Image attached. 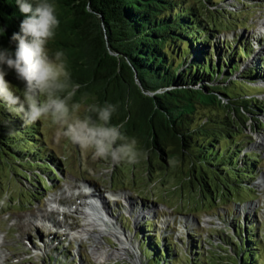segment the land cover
I'll use <instances>...</instances> for the list:
<instances>
[{"label": "trees", "instance_id": "obj_1", "mask_svg": "<svg viewBox=\"0 0 264 264\" xmlns=\"http://www.w3.org/2000/svg\"><path fill=\"white\" fill-rule=\"evenodd\" d=\"M49 2L55 5L60 22L55 42L70 55L71 81L80 85L73 102L94 94L93 105H116L111 124H123L121 131L127 138L137 139L143 146L150 145L160 158L168 153L184 160L187 155L199 170L212 172L217 180L226 181L228 191H244L259 173L256 167L259 156L253 158V152L242 154L250 142L236 139L239 127L233 120L235 108L229 105L245 111L240 103L249 100L252 112L263 113V103L255 95L264 90L255 84L264 80L260 62L264 64V59L250 58L253 62L245 68L244 61L254 54L248 37L238 35L228 40L214 35L229 30V24H233L230 20L235 13L224 7L230 0L204 1L203 12L194 0ZM221 14L228 15L224 21H216ZM21 19L16 0H0L2 46L14 47L9 38L19 30ZM62 19L67 21L61 22ZM65 23L67 28L62 27ZM128 62L138 70L144 88L156 96L160 111L153 110L149 98L134 84ZM223 98L230 102L225 103ZM209 108L207 114L201 113ZM41 140L39 121L24 126L0 102L2 158L10 162L12 159L22 170L27 169V173L37 178V185L42 188L43 184L46 190L53 186L43 174L33 172L43 171L53 179V173L47 169L48 163L56 160L53 162L52 154L44 151L47 146L41 145ZM169 145L173 147L167 150ZM204 185L211 193L209 186ZM148 225L145 226L153 227ZM232 227V240L220 237L228 247L231 263L263 264L258 256L261 246L254 226L236 223ZM134 239L145 264L180 263L181 258L171 261L175 252L168 237H159L157 241L150 235L149 241L141 232L134 234ZM192 250L186 264H208L196 253L195 246H191ZM49 260L53 264H76L68 255L56 252Z\"/></svg>", "mask_w": 264, "mask_h": 264}, {"label": "rangeland", "instance_id": "obj_2", "mask_svg": "<svg viewBox=\"0 0 264 264\" xmlns=\"http://www.w3.org/2000/svg\"><path fill=\"white\" fill-rule=\"evenodd\" d=\"M194 1L203 12L204 1L208 0ZM225 7L236 14L230 15L233 24H229L226 32L214 35L229 40L232 34L243 33L237 24H246L249 29L243 35L250 37L254 43L258 41V44L254 46V54L244 64H252L250 58H264V31L259 32L264 24V0H230ZM227 15H218L216 21H224ZM62 27L67 28V23ZM56 38L48 45L53 53L61 47L55 42ZM64 54L69 71L71 58L69 54ZM260 62L264 68L263 61ZM6 79L18 94L22 93L23 84L15 79L13 73L9 72ZM92 96L72 101L80 105L79 112L72 113V119L91 117L96 121V114L88 111L95 99ZM263 99L259 101L264 102ZM224 101L230 102L227 98ZM240 105L245 111H240L234 104L229 106L235 108L233 120L240 132L236 139L250 142L249 147L244 146L242 154L259 150L256 167L260 173L244 187V191H228L226 181L217 180L212 172L199 170L198 166L191 164L187 155L184 160L168 153L160 158L153 153L150 145L143 146L137 139L136 147L141 153L138 162L112 166L110 161L93 159L91 150L72 143L61 134L62 129L49 119L39 121L41 141L53 150L63 179L54 183L46 175L54 187L45 191L37 185L32 174L31 182L26 180L29 178L27 169L22 170L17 162L12 159L10 162L0 154V201H3L0 205V264H53L49 258L55 252L68 255L76 264H131V260H140L139 244L133 236L137 233L141 235V232L149 241L150 235H154L157 241L158 237H168L175 252L171 261L181 258L179 264H182L181 261L185 264L191 246L198 248L199 257L208 264H232L228 247L220 237L232 239V223L236 222L242 225L246 222L247 226L261 231L257 237L261 246L258 256L264 261V142L259 140L264 135V112L253 111L255 114H252L249 100ZM210 110L205 109L201 113L207 114ZM172 147L169 145L167 150ZM44 151L49 153L48 149ZM204 184L209 186L211 193ZM93 196L104 201L113 216L111 218L125 232L128 243L125 257L115 255L97 260L90 252L92 242L75 235L74 231L83 219L80 214L84 211L82 205L85 202L89 205ZM147 223L153 224V227H146ZM191 241L195 243L189 245ZM97 245L106 247L108 252L121 247L111 235Z\"/></svg>", "mask_w": 264, "mask_h": 264}, {"label": "clouds", "instance_id": "obj_3", "mask_svg": "<svg viewBox=\"0 0 264 264\" xmlns=\"http://www.w3.org/2000/svg\"><path fill=\"white\" fill-rule=\"evenodd\" d=\"M16 5L23 19L9 38L14 47L0 46V102L5 109L24 126L49 119L72 143L91 150L93 159L110 161L112 166L137 163L141 153L136 140L122 133L123 124H111L116 105L91 106L88 111L96 114V121L72 119L80 110L72 102L80 85L71 81L64 52L53 53L48 47L60 23L55 5L49 0H16ZM9 72L23 84L22 93L6 79Z\"/></svg>", "mask_w": 264, "mask_h": 264}, {"label": "bare ground", "instance_id": "obj_4", "mask_svg": "<svg viewBox=\"0 0 264 264\" xmlns=\"http://www.w3.org/2000/svg\"><path fill=\"white\" fill-rule=\"evenodd\" d=\"M263 31H264V24L260 26L259 32L262 33ZM259 140L264 142V135L259 137ZM251 152H253L252 153L253 158H257V156H259L258 149H253ZM51 157L53 158V155H51ZM54 161L55 160L53 158V162ZM56 176L59 177V174L56 173ZM252 179H254V177ZM91 198L92 200L91 203H89V205H87L86 202L84 203L85 205H82L84 211H81L80 214H82L83 219H82V223L74 231L75 235L80 239H85L92 242V244L90 245V252L92 253V256L97 260L100 259L102 260L107 256H115V255L120 257L124 255L125 257V252H126L125 247H128L127 246L128 243L126 242L127 237L125 232L119 229L118 223L116 224V222L111 218L112 214L110 213L107 205H105L104 201L96 196H93ZM51 212L53 213V210ZM48 218L50 219V217ZM236 223L234 224L232 223V225H236ZM255 232L258 237L257 230H255ZM107 235H111L115 237L117 241L120 242L121 247L117 248V250L113 249L108 252V249H106V247L103 246L101 247L97 245L99 242L103 243L104 240L107 238ZM108 247L109 246H107V248ZM189 249H191V247H189ZM197 250L198 248L195 247L196 253H198ZM191 252H193V250L192 251L189 250V254L192 255ZM139 258L140 260L136 258L137 263L143 264L144 261H142L141 256H139Z\"/></svg>", "mask_w": 264, "mask_h": 264}, {"label": "water", "instance_id": "obj_5", "mask_svg": "<svg viewBox=\"0 0 264 264\" xmlns=\"http://www.w3.org/2000/svg\"><path fill=\"white\" fill-rule=\"evenodd\" d=\"M128 67H129V70L131 72V75H132V78H133V82L134 84L137 86V88L140 90V93L142 95H144L145 97L149 98L151 104L153 105V110L155 111H160V107L157 103V99H156V96L154 95V93L146 90L140 80V76L138 74V70L136 69V67L131 63V62H128L127 63ZM221 98V97H220ZM222 99V98H221ZM224 100V98H223ZM225 102V101H224ZM131 264H138L136 261H133L131 260L130 261Z\"/></svg>", "mask_w": 264, "mask_h": 264}]
</instances>
